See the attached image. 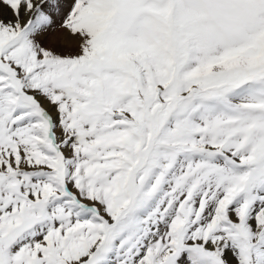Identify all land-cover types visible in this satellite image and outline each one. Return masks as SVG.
<instances>
[{
  "label": "snow or ice",
  "instance_id": "snow-or-ice-1",
  "mask_svg": "<svg viewBox=\"0 0 264 264\" xmlns=\"http://www.w3.org/2000/svg\"><path fill=\"white\" fill-rule=\"evenodd\" d=\"M0 264H264V0H0Z\"/></svg>",
  "mask_w": 264,
  "mask_h": 264
}]
</instances>
